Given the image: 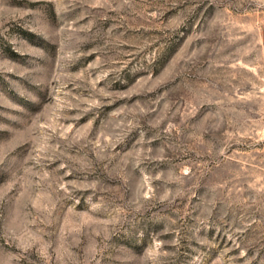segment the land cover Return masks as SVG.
<instances>
[{
	"label": "rangeland",
	"instance_id": "rangeland-1",
	"mask_svg": "<svg viewBox=\"0 0 264 264\" xmlns=\"http://www.w3.org/2000/svg\"><path fill=\"white\" fill-rule=\"evenodd\" d=\"M0 264H264V0H0Z\"/></svg>",
	"mask_w": 264,
	"mask_h": 264
}]
</instances>
